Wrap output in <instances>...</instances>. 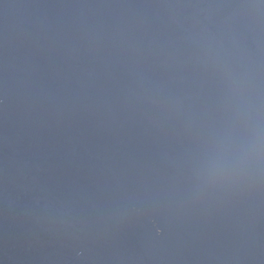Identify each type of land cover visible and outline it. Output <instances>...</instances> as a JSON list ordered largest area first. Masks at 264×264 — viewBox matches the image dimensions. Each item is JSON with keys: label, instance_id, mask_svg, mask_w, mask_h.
<instances>
[{"label": "water", "instance_id": "obj_1", "mask_svg": "<svg viewBox=\"0 0 264 264\" xmlns=\"http://www.w3.org/2000/svg\"><path fill=\"white\" fill-rule=\"evenodd\" d=\"M0 264H264V0H0Z\"/></svg>", "mask_w": 264, "mask_h": 264}]
</instances>
